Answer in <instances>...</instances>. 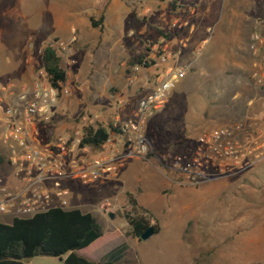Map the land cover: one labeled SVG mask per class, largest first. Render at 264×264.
Returning <instances> with one entry per match:
<instances>
[{"label": "rangeland", "instance_id": "1", "mask_svg": "<svg viewBox=\"0 0 264 264\" xmlns=\"http://www.w3.org/2000/svg\"><path fill=\"white\" fill-rule=\"evenodd\" d=\"M261 1L260 17L264 16ZM92 7L82 0H0V122L6 108L17 105V92L33 87L43 69L47 46H54L61 57L69 94L60 96L52 109L53 119L43 122L44 142L54 143L83 125L107 128L113 122L118 114L114 90L118 82L103 65L113 56L111 39L105 44L98 28L81 29L75 33L69 56L57 48L59 41L70 42L74 37L66 26L70 15L88 17ZM259 28L264 34V27ZM113 57L112 67L117 68L121 54L116 52ZM71 60L74 63L69 65ZM233 80L224 84L225 90L205 73L185 80L164 111L150 119L152 127H146L151 153L124 159L117 177H103L92 185L69 180L78 184L76 189L83 195L71 199L67 209L78 201L86 202L95 207L93 212L100 208L105 214V229L127 232L125 214L132 209L127 193H132L139 207L149 212L152 223L165 228L162 235L128 243L137 264H264V159L243 168L230 165L223 171L211 166V180L198 185L184 183L169 167L175 156L193 151L204 130L224 126L218 121L248 129L264 123V91L249 76ZM2 149L0 154L8 155ZM11 168L9 163L0 166V177ZM57 203L53 201V205ZM25 262L65 264L49 256Z\"/></svg>", "mask_w": 264, "mask_h": 264}, {"label": "built area", "instance_id": "2", "mask_svg": "<svg viewBox=\"0 0 264 264\" xmlns=\"http://www.w3.org/2000/svg\"><path fill=\"white\" fill-rule=\"evenodd\" d=\"M258 23L264 27V20ZM75 41V32L70 42L59 41V52L69 56L70 46ZM163 42L164 39L152 45L155 53L153 60L166 65L157 75L154 90L141 99L136 116L124 121L113 120L114 131L97 149L80 147L81 128L54 143L37 140L39 120L50 122L53 119L52 109L60 96L69 94L65 83L59 88L52 86L46 71L41 69L31 89L23 88L17 92V105L4 109L0 141L9 145V165L21 186L12 187L0 177V217L27 218L46 211L42 205L50 204L53 194L60 198V206L65 207L69 196V189L64 185L67 179L92 185L103 177H117L124 159L146 157L151 153L152 147L146 134L148 118L164 106L171 91L186 78L189 71L188 66L167 65L170 56L165 52ZM251 50L255 59L250 77L264 91V34L259 29L252 34ZM263 159L262 122L251 129L233 125L206 130L199 135L193 152L175 156L169 167L184 183L198 185L211 180V166L223 171L230 165L243 168ZM105 209L109 211L110 207Z\"/></svg>", "mask_w": 264, "mask_h": 264}, {"label": "crops", "instance_id": "3", "mask_svg": "<svg viewBox=\"0 0 264 264\" xmlns=\"http://www.w3.org/2000/svg\"><path fill=\"white\" fill-rule=\"evenodd\" d=\"M82 1L90 7H92L90 3L96 2L92 7L94 10L88 14V17L83 14L70 15L66 25L70 32L98 28L103 34L105 44H108L111 39L110 47L113 50V56L116 52L121 54V62L117 68L112 67L113 56L109 62L103 63L110 70L108 75L118 82L117 88L114 89L118 96L116 103L118 114L114 119L124 121L137 113L141 99L154 90L157 75L166 65H160L155 60L153 62L155 53L152 45L163 39L162 46L170 56L167 65L188 66L189 71L186 78L172 90L164 106L148 118L147 125L149 124L150 127H152L150 119L164 111L170 97L188 78L197 79L200 74L205 73L209 81L221 82L223 85H220V88L225 90L224 84L226 86L227 83L231 84L232 79H234L233 82H239L243 81V76L246 78L251 76L255 59L251 50L252 34L260 27L257 19L263 13V7L260 6L261 0ZM91 19L99 23V26L93 27ZM149 23L153 27H150ZM174 24L178 25L174 26ZM132 28L136 30L128 34V30ZM217 123L228 126L226 120ZM43 127L45 124L39 120L37 140L40 143H45L46 140L45 135L41 133ZM2 148L9 155V145L0 141L1 152ZM8 155L4 153L6 158L9 157ZM4 179L12 187L21 186L12 168L7 171ZM67 180V184L64 182L65 187L69 189L66 209L70 206L71 199L80 198L83 195L76 189L78 184L75 185L69 181H75V179ZM104 182L98 185L101 186ZM54 200L58 201L56 205H53ZM85 203L78 201L71 209H81L85 213H92L102 226L104 236L90 247L79 251V254L97 264H106L105 260L107 264L125 262L132 255L128 243L137 244L142 239L127 236L123 229L119 233L105 229L102 223L105 214L102 210L99 208L94 213L95 207ZM60 204V198L53 194L51 203L43 204L42 208L48 210ZM110 216L112 219L116 218L112 213ZM13 218L12 215L1 216V220L6 224H11ZM127 226L129 227L128 221ZM164 231L165 228L161 226V231L154 235H162Z\"/></svg>", "mask_w": 264, "mask_h": 264}, {"label": "trees", "instance_id": "4", "mask_svg": "<svg viewBox=\"0 0 264 264\" xmlns=\"http://www.w3.org/2000/svg\"><path fill=\"white\" fill-rule=\"evenodd\" d=\"M264 16L257 19L259 22ZM93 27L99 23L91 19ZM154 62V60H153ZM43 69L48 81L54 87H60L67 81V72L61 66V57L54 46H47L43 52ZM80 147L97 149L114 131L113 123L107 128L83 125ZM193 152V151H191ZM189 154L186 155H190ZM9 160L0 154V166ZM131 212L125 214L129 224L127 236L141 240L142 234L152 225L154 233L161 231L159 223H152L149 212L139 207L137 199L127 193ZM104 236L102 226L90 212L81 209H66L62 206L52 207L36 213L30 218H14L6 224L0 217V264H26L25 260L36 256L57 257L65 264H97L79 254ZM137 255V254H136ZM132 254L125 261L127 264L138 263Z\"/></svg>", "mask_w": 264, "mask_h": 264}, {"label": "water", "instance_id": "5", "mask_svg": "<svg viewBox=\"0 0 264 264\" xmlns=\"http://www.w3.org/2000/svg\"><path fill=\"white\" fill-rule=\"evenodd\" d=\"M154 228L153 226L151 225L141 236V239L142 240H148L150 239L152 236H154ZM2 257H0V260H1Z\"/></svg>", "mask_w": 264, "mask_h": 264}]
</instances>
